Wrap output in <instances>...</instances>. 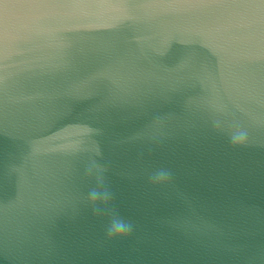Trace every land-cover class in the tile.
I'll return each instance as SVG.
<instances>
[{
    "label": "water",
    "instance_id": "1",
    "mask_svg": "<svg viewBox=\"0 0 264 264\" xmlns=\"http://www.w3.org/2000/svg\"><path fill=\"white\" fill-rule=\"evenodd\" d=\"M0 264H264V0H0Z\"/></svg>",
    "mask_w": 264,
    "mask_h": 264
}]
</instances>
